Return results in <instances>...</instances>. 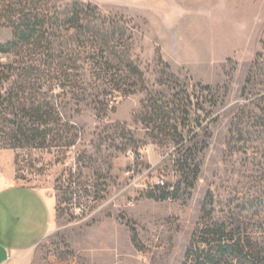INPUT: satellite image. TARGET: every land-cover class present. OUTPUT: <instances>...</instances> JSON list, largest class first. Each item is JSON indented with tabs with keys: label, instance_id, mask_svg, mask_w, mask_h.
<instances>
[{
	"label": "rangeland",
	"instance_id": "374dc122",
	"mask_svg": "<svg viewBox=\"0 0 264 264\" xmlns=\"http://www.w3.org/2000/svg\"><path fill=\"white\" fill-rule=\"evenodd\" d=\"M47 1L91 3L131 21L144 82L104 100L86 79L79 98H62L78 125L71 147L0 149V173L56 200L51 232L29 254L34 264H182L204 208L216 222L242 215L263 238L264 0ZM11 39L0 28V42ZM177 92L191 96L181 130L198 134L185 143L198 146L199 176L178 199L156 201L147 197L153 186L172 191L181 178L169 139H155L140 113L152 96L178 104Z\"/></svg>",
	"mask_w": 264,
	"mask_h": 264
},
{
	"label": "trees",
	"instance_id": "16d2710c",
	"mask_svg": "<svg viewBox=\"0 0 264 264\" xmlns=\"http://www.w3.org/2000/svg\"><path fill=\"white\" fill-rule=\"evenodd\" d=\"M0 28L12 32L10 41L0 42V149L71 147L78 125L63 112L67 95L79 98V86L86 79L94 82L97 97L104 100L113 94L129 95L144 82L132 56V22L104 15L94 4L73 1L60 8L47 0H0ZM257 56L259 60L261 53ZM182 95H172L178 104L174 100L162 104L152 96L147 113H140L143 123L154 126L155 139H169L173 167L181 178L172 191L164 182L162 187L153 186L147 197L156 201L178 199L180 186L187 183L192 188L199 176L198 146L185 143L198 134L181 130L191 116L182 103L190 104L191 96ZM212 113L207 117L210 123ZM194 122L199 123L200 117L195 116ZM241 216L216 222L204 208L182 264H264V237H257Z\"/></svg>",
	"mask_w": 264,
	"mask_h": 264
},
{
	"label": "crops",
	"instance_id": "0c3cea01",
	"mask_svg": "<svg viewBox=\"0 0 264 264\" xmlns=\"http://www.w3.org/2000/svg\"><path fill=\"white\" fill-rule=\"evenodd\" d=\"M0 173V264H34L30 252L50 234L56 200Z\"/></svg>",
	"mask_w": 264,
	"mask_h": 264
}]
</instances>
